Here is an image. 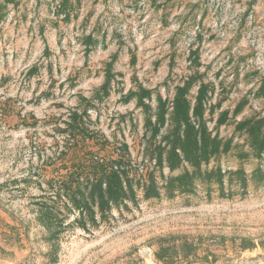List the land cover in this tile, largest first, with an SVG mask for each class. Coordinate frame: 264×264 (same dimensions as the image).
Returning <instances> with one entry per match:
<instances>
[{"label":"rangeland","instance_id":"1","mask_svg":"<svg viewBox=\"0 0 264 264\" xmlns=\"http://www.w3.org/2000/svg\"><path fill=\"white\" fill-rule=\"evenodd\" d=\"M59 2L19 0L0 23V264H264V182L249 183L244 193L233 186L226 196L215 185L207 193L200 182L192 194L171 199L144 200L139 192L137 203L112 209L99 227L63 232L57 260L49 261L35 199L78 157L65 131L71 111L87 108L98 139L88 140V149L116 156L126 143L130 161L144 168L145 113L135 98H124L139 86L152 91L144 101L153 113L155 95L171 110L174 87L190 75L212 83L210 102L221 104L207 124L215 132L218 113L228 110L217 129L222 138L236 122L264 116V95L256 94L264 77V0H70L69 19L57 13ZM89 34L97 42L86 51ZM108 64L113 79L103 96ZM235 135L243 145L245 135ZM258 163L232 151L207 167L249 173ZM241 239L254 247L242 249ZM186 240L193 256L186 257Z\"/></svg>","mask_w":264,"mask_h":264},{"label":"trees","instance_id":"2","mask_svg":"<svg viewBox=\"0 0 264 264\" xmlns=\"http://www.w3.org/2000/svg\"><path fill=\"white\" fill-rule=\"evenodd\" d=\"M170 1L163 0L164 3ZM18 2L19 0H0V23L8 14V6L15 8ZM72 8L70 0H60L57 13L69 19ZM85 38L87 51L97 41L91 34ZM193 58L196 57L193 55ZM112 79L111 64H108L99 88L100 95H109ZM195 84L197 89L192 103L188 95ZM214 91L212 83L190 75L181 85L174 87L171 110L166 99L159 93L155 95L156 106L153 113L151 105L144 101L151 99L150 89L139 86L136 91H128L124 96L125 100L135 98L136 105L145 113L143 127L146 138L143 150L147 157L145 161L148 162L145 168L142 167L143 164L140 166L130 161L126 143L121 144L122 153L121 149H117L119 153L116 156L99 157L97 151L85 146L88 140H93L94 144L98 141L85 121L88 117L87 108L80 112L75 109L69 113L65 131L73 140L78 157L67 162L65 173L57 179H47L44 194L37 199L33 198L35 219L45 229L44 240L49 245L47 255L51 263L57 260L59 240L63 232L75 227L84 231L99 227L100 223L112 217V209H127L128 202L137 203L139 192L144 200L162 196L171 199L178 195L192 194L197 182H200L206 185L207 193L215 185L220 194L226 196L232 194L233 186L237 192L244 193L249 183L259 186L264 182V167L260 163L264 158V116L244 118L236 122L232 135L222 138L217 129L226 123L228 110L218 113L214 120L215 132L207 124L221 104V99L215 103L210 102ZM256 94L264 95V77ZM245 103V100L238 103L232 115L239 113ZM236 133L245 135L243 145L234 143ZM157 137L160 139L157 140ZM232 151L241 161L253 158L259 163L249 173L242 167L232 170L223 169L220 165L207 167L211 160ZM179 168H183V171L176 175H165L163 172L167 169L171 173ZM48 190L53 194L49 195ZM185 244L191 249L186 257L193 256V243L186 240ZM241 244L242 249L254 247V243L248 239H241ZM157 257L163 259L158 253Z\"/></svg>","mask_w":264,"mask_h":264}]
</instances>
